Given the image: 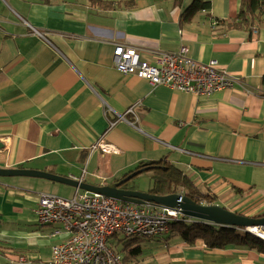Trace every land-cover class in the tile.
<instances>
[{
  "label": "crops",
  "instance_id": "crops-1",
  "mask_svg": "<svg viewBox=\"0 0 264 264\" xmlns=\"http://www.w3.org/2000/svg\"><path fill=\"white\" fill-rule=\"evenodd\" d=\"M136 1L113 10L91 0H0V167L106 185L141 162L166 159L213 193V204L264 214V28L215 23L236 17L241 0H207L210 10L185 23L193 0ZM118 43L138 47L149 62L186 45L193 58L216 59L240 82L211 96L153 85L115 67ZM138 102V120L119 119ZM101 140L117 150H92ZM44 179L0 176V240L22 249V264H49L64 240L53 234L60 225L38 221ZM143 248L142 264H264L263 252L242 245L207 249L154 239ZM14 257L0 254V264Z\"/></svg>",
  "mask_w": 264,
  "mask_h": 264
},
{
  "label": "built area",
  "instance_id": "built-area-1",
  "mask_svg": "<svg viewBox=\"0 0 264 264\" xmlns=\"http://www.w3.org/2000/svg\"><path fill=\"white\" fill-rule=\"evenodd\" d=\"M33 30L43 36L38 29L33 27ZM253 32L257 33V30ZM157 53L156 60L149 62L140 57L138 47L118 43L113 61L123 74L136 75L153 85H166L197 96H211L240 82L239 77L220 68L216 59L203 62L193 58L186 45L177 51ZM130 113L139 119L134 105L128 107L124 114H119V119L127 120L125 116ZM118 120L111 121L110 127ZM97 148L105 152L117 150L115 145L103 140L91 146L92 150ZM70 177L84 180V175ZM36 211L40 225H60L53 234L64 238L53 246L49 264H120L122 255L109 243L112 236L118 233L140 237L162 236L170 232L173 218L183 217L179 208L151 201L143 204L124 202L80 188H76L71 198L41 192ZM251 233L264 240V227L255 228ZM26 261L25 255H16L10 264Z\"/></svg>",
  "mask_w": 264,
  "mask_h": 264
},
{
  "label": "trees",
  "instance_id": "trees-1",
  "mask_svg": "<svg viewBox=\"0 0 264 264\" xmlns=\"http://www.w3.org/2000/svg\"><path fill=\"white\" fill-rule=\"evenodd\" d=\"M183 1L173 0V3L175 6H182ZM91 2L113 10L132 9L137 6L136 0H120L115 2L91 0ZM210 8L211 3L207 0H193L191 5L185 9L182 23L193 19L198 11L210 10ZM217 22H222L226 30L237 28L249 32L258 31V29L264 28V0H241L240 9L236 17L230 20L215 21V23ZM149 166H152V168L148 171L153 173V184L149 189L151 193L157 195L183 193L197 202L216 203V197L213 193H204L180 167L166 159L141 162L135 169L127 172L123 177H126L135 170ZM136 177L129 180L125 186L134 187L133 182ZM154 239H158L168 245L176 241H183L190 246L200 244L204 245L207 249L229 248L235 245H242L264 253V240L245 230V228L215 225L186 216L178 219L173 218L170 224V232L165 235L157 237L124 235L117 242L121 244L120 249L114 247L110 240L109 243L122 255V262L120 264H142L141 258L145 252L143 243ZM21 250L10 242L0 240V254L2 255H22L17 254Z\"/></svg>",
  "mask_w": 264,
  "mask_h": 264
},
{
  "label": "water",
  "instance_id": "water-1",
  "mask_svg": "<svg viewBox=\"0 0 264 264\" xmlns=\"http://www.w3.org/2000/svg\"><path fill=\"white\" fill-rule=\"evenodd\" d=\"M3 146L4 143L0 141V149ZM150 168H152V166L135 170L126 177L106 185H93L86 181L76 180L69 176L60 175L53 172L24 168L0 167V176L22 175L41 177L72 185L82 190L101 193L124 202L143 204L147 201H151L168 207L179 208L180 213L183 216L189 217L191 219L202 220L215 225L242 227L250 232H252L255 228L264 227V214L247 215L244 213H239L220 204L197 202L182 193L157 195L151 193L150 191H143L139 188H135L136 185H134V187H125V184L129 180L133 179L145 170H149Z\"/></svg>",
  "mask_w": 264,
  "mask_h": 264
},
{
  "label": "rangeland",
  "instance_id": "rangeland-1",
  "mask_svg": "<svg viewBox=\"0 0 264 264\" xmlns=\"http://www.w3.org/2000/svg\"><path fill=\"white\" fill-rule=\"evenodd\" d=\"M44 181L49 183V186L46 187L47 192H45V193H52L55 195H60L63 197H68V198H71L75 195L76 187H74L72 185H68V184H64V183H60V182H56V181H51V180L49 181V180H45V179H44ZM152 184H153V173L150 171L142 172L141 174H139L135 178V180L133 182V185H136L137 188L145 189V190L149 189L152 186ZM219 204L222 205L223 203H219ZM222 206H224V205H222ZM224 207H226V206H224ZM227 208H229V207H227ZM254 209H256L257 212L262 211L261 209H257V208H254ZM236 212L244 213L243 211H236ZM251 214H255L254 211ZM123 237H124V234L119 233L116 236L112 237L110 239V242L114 247L120 249L121 244L117 243V242L119 239H122Z\"/></svg>",
  "mask_w": 264,
  "mask_h": 264
},
{
  "label": "bare ground",
  "instance_id": "bare-ground-1",
  "mask_svg": "<svg viewBox=\"0 0 264 264\" xmlns=\"http://www.w3.org/2000/svg\"><path fill=\"white\" fill-rule=\"evenodd\" d=\"M138 104H139V102L138 103H133L132 105H134V107L136 108L137 106H138ZM132 105H129L128 107H130V106H132ZM127 107V108H128ZM135 112H136V110H135ZM137 113V112H136ZM130 114H132V113H130ZM110 123H111V121L109 122V127H110Z\"/></svg>",
  "mask_w": 264,
  "mask_h": 264
},
{
  "label": "flooded vegetation",
  "instance_id": "flooded-vegetation-1",
  "mask_svg": "<svg viewBox=\"0 0 264 264\" xmlns=\"http://www.w3.org/2000/svg\"><path fill=\"white\" fill-rule=\"evenodd\" d=\"M125 187H130V186H125Z\"/></svg>",
  "mask_w": 264,
  "mask_h": 264
}]
</instances>
